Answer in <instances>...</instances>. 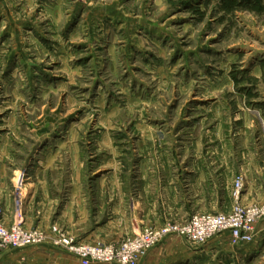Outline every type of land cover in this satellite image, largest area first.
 <instances>
[{"label": "rangeland", "instance_id": "rangeland-1", "mask_svg": "<svg viewBox=\"0 0 264 264\" xmlns=\"http://www.w3.org/2000/svg\"><path fill=\"white\" fill-rule=\"evenodd\" d=\"M74 1L81 5L68 13ZM20 2L0 0V182L13 198L21 194L25 228L44 239L13 248L17 255L0 264H46L27 259V248L66 251L52 241L55 225L78 244L117 245L134 236L94 242L104 234L88 238L83 231L91 227L76 234L58 221L75 173V181L93 193L115 171L141 170L145 156L160 159L153 169L174 170L201 165L197 156L223 153L233 170L239 167L235 180L245 176L246 203L249 180L242 165L254 156L264 167V0H63L57 27L41 6ZM211 140L220 143L216 151ZM184 154L192 159L182 163ZM42 170L59 198L56 217L26 226L23 196L30 176ZM257 176L247 198L264 203V194L254 191L264 185V171ZM15 210L14 203L13 222ZM103 230L109 238L118 232ZM165 240L151 248L156 255L145 264H264V242L244 258L204 253L206 244L189 241L185 249L178 242L163 245Z\"/></svg>", "mask_w": 264, "mask_h": 264}, {"label": "crops", "instance_id": "crops-1", "mask_svg": "<svg viewBox=\"0 0 264 264\" xmlns=\"http://www.w3.org/2000/svg\"><path fill=\"white\" fill-rule=\"evenodd\" d=\"M20 1L21 4H26L27 6H29V4L41 6L44 14H47L48 17L53 20V23H55V19L58 18L59 20L62 16L63 0ZM73 3H76V1L70 4L73 8L71 6V8L66 10L68 13H71V10H75L81 5L80 3ZM87 5L86 7L89 8V2H87ZM57 24L58 23H55L54 26L57 27ZM211 142L215 143L210 144V146H214V151H216L220 143L217 142V140H211ZM139 145L143 146V141L140 142ZM222 146L223 145H221V147ZM181 158L182 163H186L192 159L190 155L186 154ZM158 160L160 159L154 155H151L150 158L145 156L141 161V170L138 172L115 171L109 176H105L108 179L106 182L107 186L101 185L98 188H93L95 193L93 191V193L88 192V189L84 187L82 183L76 182L75 180L78 176L75 173V176L72 177L73 181H71V187L69 189V199L66 204L62 206V210L57 216L58 221L65 222L70 228L72 227V229L77 232L76 234H80L81 231L79 230L83 231L85 226L91 227L87 231H83V233L87 234L86 236L88 238L96 233L97 235H99L100 232L104 234L103 239H95L94 242H118L123 235H135L143 226H162L170 220H189L191 218L190 213L193 211L199 213L206 211L223 212L232 209L234 202L232 190L228 185L231 181L234 187L235 172L239 171V167H237L236 171L233 170L235 168V163L232 160H227L223 153L197 156L196 161L199 164L202 163L201 165L177 166L174 170L153 169L156 167V164H158ZM162 161L167 164L168 162H176V160L173 159V161H171L169 158H166V160L162 159ZM196 161L193 160V162ZM244 162L246 164L242 165L243 171H245L249 183L247 184V189L244 191L243 199L246 203H255L256 201L258 202V200H249L247 196L250 194L253 185H255L252 183L256 179H259L258 176L256 177L257 171H264V167L260 165L259 160H256L254 156ZM146 168H151V170H145ZM224 173H227L226 181L228 183L225 193V196H227L226 200H224V193L222 190ZM36 174L35 178L30 176L28 179V188L27 192H25L27 196L25 194L23 196L27 199L28 213L26 226H29L33 220L39 222L41 226L43 223L48 222L51 216L56 217L54 214L52 215V211L53 208L58 206L59 202L57 192L54 190L52 191L50 183L47 181L46 176L49 175V172L47 173L42 170ZM57 179L55 180V189L59 191L63 184L61 181L63 177L59 176ZM104 181L105 179L103 178V182ZM2 190H5V198H3L5 222L7 225H11L13 223L15 197L13 198V196H11L12 191L5 189L0 182V195L4 192ZM254 191L256 195L261 196L264 194V185L256 186ZM35 206H37L36 210H38L37 216H34V212H32ZM101 215L103 216L102 218L105 219L102 220V222L99 221ZM95 219H97L96 222H94ZM106 227L115 228V231L118 232H116L115 236L109 238L108 236L110 235L103 232V229ZM168 242H178L179 247L182 246L184 249L188 248V244L186 243L188 240L178 235L166 237L163 245ZM263 242L264 235L258 237L252 243H242L235 246L231 243L229 232H225L209 240L202 251L209 254H219L220 252L226 251L227 253L231 252L232 254L230 255H240V257L245 258L246 256L249 257L250 254L252 255L254 249L260 248ZM42 248L44 249L45 247ZM22 250L23 255L28 254L27 259L33 261V263L38 261L48 264L46 260L50 259L52 264L54 263L53 261H59L57 262L59 264H80L79 258L75 255L67 251H56L51 247H46L44 249L45 251H42L40 247ZM16 251L17 250L12 249L1 252L0 263H2L4 259H9ZM19 253L21 254V252ZM153 255L155 256L156 253H154V250H151L148 255L142 259V264H145L147 258ZM181 257H186L188 259L190 256L183 254Z\"/></svg>", "mask_w": 264, "mask_h": 264}, {"label": "built area", "instance_id": "built-area-1", "mask_svg": "<svg viewBox=\"0 0 264 264\" xmlns=\"http://www.w3.org/2000/svg\"><path fill=\"white\" fill-rule=\"evenodd\" d=\"M245 186V176L235 180V204L228 212L197 213L183 223H170L162 227L149 226L120 244H78L63 234L55 225L52 228L54 244L65 247L66 251L79 258L82 264L114 263L140 264L155 245L170 235H178L195 244H206L214 236L229 232L231 243L239 245L252 243L264 235V203H243L241 195ZM15 221L5 222L4 205L0 201V253L23 247L43 240L39 232L29 231L23 222V199L15 197Z\"/></svg>", "mask_w": 264, "mask_h": 264}]
</instances>
